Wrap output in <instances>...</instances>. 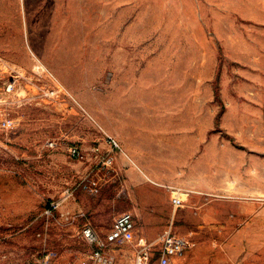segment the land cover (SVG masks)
<instances>
[{
  "label": "rangeland",
  "instance_id": "obj_1",
  "mask_svg": "<svg viewBox=\"0 0 264 264\" xmlns=\"http://www.w3.org/2000/svg\"><path fill=\"white\" fill-rule=\"evenodd\" d=\"M0 58L24 98L0 128V264H92L84 227L104 240L122 212L105 264L145 243L156 264L165 230L192 241L179 264H264V0H0ZM124 73L155 160L117 121Z\"/></svg>",
  "mask_w": 264,
  "mask_h": 264
},
{
  "label": "built area",
  "instance_id": "obj_2",
  "mask_svg": "<svg viewBox=\"0 0 264 264\" xmlns=\"http://www.w3.org/2000/svg\"><path fill=\"white\" fill-rule=\"evenodd\" d=\"M1 59V58H0ZM16 82L8 79H0V128L3 130H13L17 127L19 119L16 116H11L9 113L10 108L15 105L22 106L24 98L17 90ZM55 89H47L44 94L51 95L55 93ZM107 142L111 149L119 148V143L115 138L107 135ZM51 148L55 146L53 141L47 143ZM71 156H80V150L77 146L68 148ZM112 162V156L106 155L102 161L104 165H109ZM172 203L175 207L183 204V199L180 194H175L172 197ZM57 207V202L53 203ZM134 228L133 216L130 212H122L115 219L114 222L106 233L104 240H101L96 232L89 226H85L83 233L85 238L95 245L93 251L92 264H105L102 248L105 243H114L120 241ZM142 240L140 239V242ZM160 250L156 264H179L178 260L184 256L185 252L192 246V241L188 236L180 235L165 230L160 236ZM55 253L52 251H44L36 259V264H54ZM133 264H149L148 244H143L141 250L134 257Z\"/></svg>",
  "mask_w": 264,
  "mask_h": 264
},
{
  "label": "crops",
  "instance_id": "obj_3",
  "mask_svg": "<svg viewBox=\"0 0 264 264\" xmlns=\"http://www.w3.org/2000/svg\"><path fill=\"white\" fill-rule=\"evenodd\" d=\"M126 69H124L125 72L129 71L130 67H125ZM123 78L122 79H118V80H114V84L117 82V96H115V98L117 99V103L119 106V111L120 113L118 114V123L120 125H123L125 127H127L128 130H131L133 134L138 135V136H144L145 137V149L147 150L146 152H148L149 150V159H156L157 156L154 155V148L153 147H157L158 145H161V137L159 136V133H154L153 129H151V127H153L152 122L150 120L147 121V119H145V112L142 108L137 107V104H142L145 101L144 100H149L150 98H146L145 95H139V96H135L133 95V91L130 89V86H126V84H124L125 82L123 81V79L126 77V74H123ZM122 89V90H121ZM150 102V101H149ZM156 128V125H155ZM145 131H144V130ZM146 129H151L149 131H147ZM107 132V131H106ZM112 132L117 135V137L123 142V143H127L125 141V138L123 136H121V132L119 131V129L116 131V129H113ZM106 135H110L113 138L114 135L110 134V133H106ZM116 139V138H115ZM118 142V141H117ZM144 142H141L140 145H142ZM110 146V145H109ZM149 147V149L147 148ZM119 153L121 154H125L126 156L127 153L121 148L120 144H119ZM131 150V149H130ZM129 158V156H128ZM135 158H138L137 156ZM130 159V158H129ZM140 165V164H139ZM151 174H153V172H150ZM156 176V175H154ZM156 178H159L156 177ZM183 199V198H182ZM263 216V210H259L258 208L256 209V220H258L259 218V222H260V218ZM262 221V220H261Z\"/></svg>",
  "mask_w": 264,
  "mask_h": 264
}]
</instances>
